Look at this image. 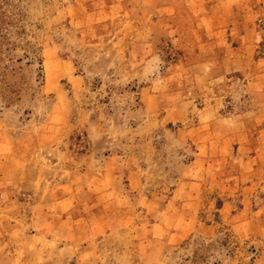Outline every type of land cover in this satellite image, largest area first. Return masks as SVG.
Instances as JSON below:
<instances>
[{"label": "rangeland", "instance_id": "obj_1", "mask_svg": "<svg viewBox=\"0 0 264 264\" xmlns=\"http://www.w3.org/2000/svg\"><path fill=\"white\" fill-rule=\"evenodd\" d=\"M0 264H264V0H0Z\"/></svg>", "mask_w": 264, "mask_h": 264}, {"label": "crops", "instance_id": "obj_2", "mask_svg": "<svg viewBox=\"0 0 264 264\" xmlns=\"http://www.w3.org/2000/svg\"><path fill=\"white\" fill-rule=\"evenodd\" d=\"M187 185H188V184H187ZM177 191H180V190L178 189ZM177 191H176V192H177ZM181 191H182V193L185 192L184 189L181 190ZM176 192H175V193H176ZM175 196H176V195H175ZM174 200L177 201V198L174 197ZM123 231L126 232V230H123ZM177 231H179V230H177ZM177 231H176V233H177ZM130 232L132 233L133 230H131ZM176 233H175V234H176ZM188 233H189L188 230H180L177 234H178V235H184V236H185L186 234L188 235ZM132 257H133V255H132Z\"/></svg>", "mask_w": 264, "mask_h": 264}]
</instances>
